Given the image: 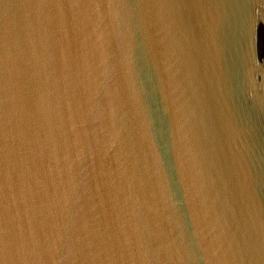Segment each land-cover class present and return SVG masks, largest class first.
Wrapping results in <instances>:
<instances>
[{
	"label": "water",
	"instance_id": "water-1",
	"mask_svg": "<svg viewBox=\"0 0 264 264\" xmlns=\"http://www.w3.org/2000/svg\"><path fill=\"white\" fill-rule=\"evenodd\" d=\"M0 264H264V0H0Z\"/></svg>",
	"mask_w": 264,
	"mask_h": 264
}]
</instances>
